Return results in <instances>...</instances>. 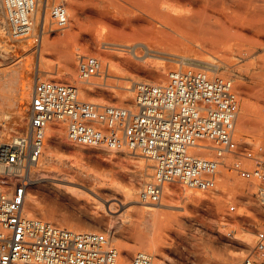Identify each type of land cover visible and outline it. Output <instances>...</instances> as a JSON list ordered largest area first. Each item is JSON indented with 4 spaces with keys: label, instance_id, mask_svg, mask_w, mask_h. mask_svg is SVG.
I'll return each instance as SVG.
<instances>
[{
    "label": "rangeland",
    "instance_id": "rangeland-1",
    "mask_svg": "<svg viewBox=\"0 0 264 264\" xmlns=\"http://www.w3.org/2000/svg\"><path fill=\"white\" fill-rule=\"evenodd\" d=\"M113 1L67 0L69 22L62 29H57L51 24L49 13L39 11L38 20L44 21L46 26V32L39 41L30 37H12L7 32L0 4V91L7 92L3 97L5 99H2L3 103L5 101L3 107L6 104L4 113L14 124V129L5 141L15 133L25 132L28 126V120L25 124L17 123L20 110H23L25 106H22L19 99L13 96L24 77L32 80V90L37 80L57 79L77 83L79 97L84 100L109 105L133 106V100L131 104L126 101L125 103L111 101L100 93L101 88L92 91L85 86H90L91 81L95 85L118 90L122 82L134 80L131 82V92L135 97L134 82L162 83L166 81L169 73L161 78L163 67L169 66L168 72H170L180 68L204 65L212 68V75L232 80L239 98L236 136L238 140L250 143L255 152L264 158V31L260 34L247 31L243 37L226 35L216 38L213 44L202 35L199 37L200 35L188 33L178 34L171 30L167 34L145 31L138 33L139 31L133 32L121 25L119 15L126 5H129L123 0ZM260 1L264 2V0ZM118 2L125 5L124 8L121 5L120 7ZM177 3L178 7L184 5L183 1ZM205 39L208 43L207 41L203 43ZM43 41L47 48L41 49ZM131 44L142 58L131 61L132 53L129 52L133 50ZM147 48L151 50L147 52ZM66 50L72 54L70 61L64 55ZM81 54L95 55L101 59L103 65L100 73L82 82L77 71ZM73 57H76V69L72 67L74 66ZM62 68L72 70V75L58 76ZM32 90L26 109L27 119ZM98 91H100L99 94ZM10 92L13 97L9 98ZM14 97L15 101L12 99ZM244 104H247L250 109L245 108V110ZM59 127L63 129L62 134L66 142L71 143L64 128L65 122L54 121L48 125L43 156L35 167L36 179L29 189V192L39 196L45 212L40 213L39 210L32 212L28 206L29 198L25 210L27 214L39 216L54 223H56L55 220L48 215L83 224L89 222L86 218L96 217L100 221L98 227L78 230L107 232L120 250L122 262H127L130 258L126 255L125 249L134 246L137 247L134 253L145 250L154 254V264H241L248 248L255 243L256 229L264 225V220L260 219V216L264 217V205L257 197V179H246L235 173L227 174L223 170L214 191L185 188L177 182H172L165 186L160 203H142L139 201V192L143 184L152 178L154 173L152 160L131 152L127 147L111 150L80 146L86 152L73 154L57 144L50 145V137L60 135ZM103 150L111 152L105 153ZM96 158H99L100 162L96 161ZM139 159H145L150 167V174L142 183L140 182L136 200L134 198L128 202L122 195L124 194L122 190L126 189L127 183L117 179L113 171L125 170L128 163ZM244 162L247 165L250 163L245 159ZM135 172H130L132 178L138 177V173ZM110 181L118 182V193H112L101 187L106 182L109 184ZM52 183L73 189V192L70 191L74 195L64 197L54 191ZM187 190L192 191L194 195L184 198V191ZM170 201L180 202V205L169 206ZM232 204L236 205L234 211L229 210ZM145 210L150 211L147 217L150 223L144 228L148 236L151 237L153 230H160L162 227L165 241V246H162L164 255L162 251L150 249L147 243L140 244L135 227L141 217L146 215ZM176 213L181 214L178 216ZM156 217L163 222L155 223ZM250 226L254 228L253 242L245 244L239 236L244 234ZM65 227H67L66 224ZM234 251L242 254L241 258L235 261L228 258ZM259 264H264V261Z\"/></svg>",
    "mask_w": 264,
    "mask_h": 264
},
{
    "label": "built area",
    "instance_id": "built-area-1",
    "mask_svg": "<svg viewBox=\"0 0 264 264\" xmlns=\"http://www.w3.org/2000/svg\"><path fill=\"white\" fill-rule=\"evenodd\" d=\"M7 32L35 41L46 32L38 11L62 29L69 22L67 0H0ZM95 55H82L81 81L102 70ZM197 65L169 72L165 82L137 81L133 106L108 105L79 97L77 83L37 80L25 132L0 144V264H154V254L140 250L127 262L105 231L78 230L30 216L26 197L46 145L51 122H65L68 140L79 146L127 147L153 162L154 173L141 187L139 201L160 203L168 183L214 191L222 171L258 180L264 205V158L238 140L239 98L229 78ZM249 161L247 165L244 162ZM236 205L230 206L234 211ZM241 264L264 261V225Z\"/></svg>",
    "mask_w": 264,
    "mask_h": 264
},
{
    "label": "bare ground",
    "instance_id": "bare-ground-1",
    "mask_svg": "<svg viewBox=\"0 0 264 264\" xmlns=\"http://www.w3.org/2000/svg\"><path fill=\"white\" fill-rule=\"evenodd\" d=\"M116 1H118V0H116ZM124 1L129 6L126 5V7L124 8L123 6H125V5H122V3L119 4V2H118V5L119 6L121 5L124 8L123 12H121L119 15V18L121 20V25L123 26V28L130 29L133 32L139 31L138 33H140V31H143V33H144V31H145L146 33L147 32L148 33L149 32H152V33H154V32L159 33L160 32V33L167 34V33H169V30H171V31L178 32V34L179 33H181V34L182 33L183 34L188 33V34H192V35H196V36L200 35L199 37H201V35H202V37L203 36L205 38L207 37L208 40L211 41L210 43L213 44V41L216 38H221V37L226 36V35L243 37L245 35V32H247V31L254 32L257 34H260L264 31V2H261L260 0H123V2ZM180 1L184 2L183 7H182V5L179 7L177 6V4H178L177 2H180ZM217 6H220V8H217ZM1 9H2V7H1ZM105 15H107V14L105 13ZM38 16H40L39 11L37 13V18H38ZM141 20L145 21V22H142ZM166 36H168V35H166ZM176 40H177V38H176ZM208 40L205 39L203 41V43L205 41H207V43H208ZM200 41H201V39H200ZM178 42H180V41H178ZM129 43H130V41H129ZM129 43H127V44H129ZM129 46H130V44H129ZM129 46H126V47H129ZM202 47H203V45H202ZM42 48H47L46 44H44V41H43V44L41 46V49ZM153 48H152V50H153ZM120 49H121V47H120ZM125 49H127V48H125ZM231 49L233 50V47H231ZM133 50L129 51L132 53L131 54L132 56L129 55V56H131L130 57L131 61H132V59H134L136 61V59L142 58V55H140L137 51H135L134 46H133ZM149 50H151V48H149L147 50V52H149ZM124 52H126V51H124ZM84 53H82V54H84ZM64 55L66 56V58H68L69 61L71 60L70 56L72 54L70 53V51L66 50L64 52ZM73 58H74L73 59L74 66H72V67L74 69H76V57H73ZM168 67H163V71L161 73V78H163L164 75L169 73ZM63 70H62V72L59 70L61 73H59L58 76H60V77L71 76L73 73L72 70H69V69H66L64 71ZM22 77H24V76H22ZM39 77H40V75H39ZM133 81H131V82H133ZM131 82H129V81L128 82L126 81L125 83L122 82V84L119 85L118 90H112L108 86H98V85H95L94 83H92L90 81L89 83L91 85L85 86V88L88 90L90 89L92 91H96V89L101 88V92L98 91V94H99V92L102 93V95H104V97L110 99L111 101H115V102L117 101L120 103L126 101L129 104H131L132 100H133L132 103H134V99H135V97H133V94L131 92V90H132L131 89V86H132ZM134 83H136V82H134ZM0 89H1V87H0ZM31 90H32V80L29 77H24V78H22V83L20 84V87H18L17 90L14 91L15 95H13V96H16L17 99H19L18 101H20L22 106H25L23 108V110H20V115H18V117H17L18 118L17 119L18 124H25L26 121L28 120L27 116H26V109H27V104L29 101V96H30ZM6 93H5V91L4 92L2 90L0 91V143L4 142L8 138V136L10 135L12 129H14V126H13L14 124H12L11 121H9V118H7L6 114L4 113V110H5L4 107L6 104L3 107V104L5 103V101L3 103V100L5 99V98L3 99V97L6 96L5 95ZM10 93H11L10 94L11 96H9V98L13 97L12 92H10ZM6 98H7V100H6V102H7L8 96ZM12 99L14 100L15 97ZM18 101H16V102H18ZM110 105H114V104H110ZM243 108L248 109L249 107L247 104H244ZM12 119H13V116H12ZM60 127H61V125H60ZM60 127L58 128L60 131V135L51 136L49 139L50 145L57 144L58 146L66 149L67 151H69L73 154H75V153L77 154L79 152L81 154V153L86 152V150L84 148L66 142V140L64 138L65 136H63V134H62L63 129ZM91 148H95V147H91ZM118 149H120V148H118ZM103 151H105V153L111 152V151H106V150H103ZM93 158L95 159V157H93ZM96 159H97L96 161L100 162L99 158H96ZM136 159H138V158H136ZM131 171H136L138 173L137 174L138 177L132 178L130 175ZM113 172L116 175L117 179H120V180L125 181L127 183L126 189L122 190L124 193L122 195H124V197L126 198L125 199L126 201L128 200V202H131L135 198V196L137 195L140 182L142 183L143 180L145 179V177H148V175L150 174V167L145 162V159L144 160L139 159V160H134L131 163H128L127 169H125V170L124 169L114 170ZM107 183L108 182H106V184L103 183L105 185H103L101 187L108 189L112 193H116L118 191V187H119L118 182L110 181L109 184H107ZM97 187H100V186H97ZM52 188L54 189V191L60 193L64 197H72L74 195V193H72L73 189H68V187L64 188V186H61V184L58 185V184L52 183ZM119 189H122V188H119ZM193 195H194V193L190 190L184 191V198H190ZM29 198H30V200H29ZM27 200L30 201V203H28V206H29V209L32 210V212H35L37 210H39L40 213L45 212V207L42 206L40 199H39V196L37 194L31 193L28 191L27 197H26V205H27ZM135 200H136V198H135ZM168 203H169V206L174 205V206L178 207V205H180V202L176 203V202L170 201ZM174 206H172V207H174ZM149 212L150 211L145 210L146 215L145 216L143 215L144 216L143 218L141 217L139 223L135 227V231L137 232V236L139 237L140 244L143 245L144 243H147L150 249L155 250V251H162V253H163L164 249L162 248V246H165L164 245L165 241H164V234L162 232V227H160V230H155V231L153 230L151 233V235H152L151 237H150V235L148 236L147 232L144 230L146 224L150 223V221L147 218L149 216ZM184 214L186 215V213H184ZM48 216L52 220H55V222L57 224H59L61 226H65V224H66L67 227H71V228H77V229H86V228H91V227L96 228L100 225V221L98 219H96V217L86 218V219H88L89 222L87 224L86 223L83 224L80 222L69 221V220L64 219V218L53 217L51 215H48ZM260 219L264 220V217L260 216ZM156 221H158V224L163 222L162 220H159L157 217L155 219V223H156ZM166 224H168V223L166 222ZM156 225L157 224H155V226ZM253 231H254V228L252 226H250L244 234L239 236L241 241H243V243L245 242V244H251L253 242ZM136 248L137 247H134V246L126 248L125 249L126 255L128 257H130L134 253ZM163 255H164V253H163ZM241 255H242L241 252L234 251V252L229 254L228 258L230 260L235 261V260L240 259ZM165 258H166V256H165ZM216 264H218V263H216Z\"/></svg>",
    "mask_w": 264,
    "mask_h": 264
}]
</instances>
